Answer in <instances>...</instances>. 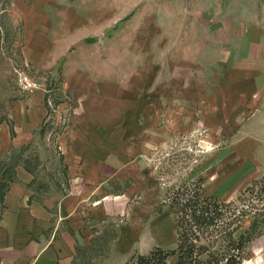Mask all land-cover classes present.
Returning <instances> with one entry per match:
<instances>
[{"label":"crops","instance_id":"obj_1","mask_svg":"<svg viewBox=\"0 0 264 264\" xmlns=\"http://www.w3.org/2000/svg\"><path fill=\"white\" fill-rule=\"evenodd\" d=\"M216 11L197 9L203 18L189 28L158 14L156 27L134 29L119 74L113 60L85 73L67 67L71 97L53 115L56 126L63 122L61 181L48 180L39 198L32 159L15 162L1 200V264H77L94 228L123 211L126 196L143 197L145 211L158 203L157 156L181 135L225 143L253 179L264 177V26L233 7ZM49 98L37 90L15 99V135L2 125L0 153L10 139L13 148L41 142ZM248 250L245 264H264V231Z\"/></svg>","mask_w":264,"mask_h":264},{"label":"rangeland","instance_id":"obj_2","mask_svg":"<svg viewBox=\"0 0 264 264\" xmlns=\"http://www.w3.org/2000/svg\"><path fill=\"white\" fill-rule=\"evenodd\" d=\"M205 7L215 14L217 9L233 7L258 18L264 26V0H0V131L6 123L3 119L12 117L14 97L26 99L37 90L50 94L44 130L36 133L41 142L13 148L11 139L7 141L9 149L0 153V179L12 176L13 164L23 154L32 159V168L36 166L34 188L38 187L39 198L49 187L48 180L60 183L63 168L56 137L63 122L56 126L53 115L59 102L71 97L65 84L67 67L72 74L85 73L106 68L113 60L119 74L129 63L125 44L133 42L134 29L156 27L158 14L167 16L169 26L174 18L179 27L189 28L195 19L203 18L196 10ZM27 82L31 83L28 88ZM6 140L4 132L2 141ZM156 164L161 186L158 203H147L152 207L145 211L143 197L126 196L124 210L94 228L96 236L83 246L77 264H126L135 253H147L155 244L175 246L178 234L173 209H159L168 191L199 177L207 194L236 201L264 221V196L256 197L262 184L254 196L242 194L262 178L253 179L250 164H238L233 149L225 143L204 144L197 135H181L159 153ZM6 185H0V210ZM155 227L158 234L152 236Z\"/></svg>","mask_w":264,"mask_h":264},{"label":"trees","instance_id":"obj_3","mask_svg":"<svg viewBox=\"0 0 264 264\" xmlns=\"http://www.w3.org/2000/svg\"><path fill=\"white\" fill-rule=\"evenodd\" d=\"M3 120L9 123L14 136V122L11 118ZM7 180L0 185H6ZM263 182L264 177L254 180L242 194L252 197L257 185L262 184L256 195L262 198ZM5 191L6 188L2 196ZM166 206L173 209L175 216L178 234L175 246L154 245L147 253H135L126 264H245L247 249L264 231V221H258L248 208L207 194L202 177L168 191L163 208Z\"/></svg>","mask_w":264,"mask_h":264},{"label":"built area","instance_id":"obj_4","mask_svg":"<svg viewBox=\"0 0 264 264\" xmlns=\"http://www.w3.org/2000/svg\"><path fill=\"white\" fill-rule=\"evenodd\" d=\"M21 80H22V82H24L23 79H21ZM30 86H31V83L27 82V83H26V88H28V87H30Z\"/></svg>","mask_w":264,"mask_h":264}]
</instances>
